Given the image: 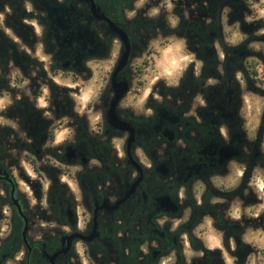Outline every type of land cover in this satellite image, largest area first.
Returning <instances> with one entry per match:
<instances>
[{
  "label": "rangeland",
  "instance_id": "374dc122",
  "mask_svg": "<svg viewBox=\"0 0 264 264\" xmlns=\"http://www.w3.org/2000/svg\"><path fill=\"white\" fill-rule=\"evenodd\" d=\"M0 1V33L9 42L16 38L12 28L7 26V19L16 28L20 24L21 10L13 11L17 4L22 6L25 14L21 17L22 23H33L38 33L40 28L32 21L35 14L37 18H75L77 23L74 28L77 27L82 38L93 37L103 42L99 35L102 30L96 29L95 22L102 19L98 18L101 17L100 10L94 0L93 10L88 0H33L34 8L29 0H24L23 3L22 0ZM164 4L163 0H136L133 4L134 12L128 15L134 18L131 21L133 30L155 35L147 53H142V49L130 53L128 46L126 60H129L130 65L140 68L136 79L142 90L137 94H128L122 103L123 108L149 116V120L142 123L147 127V139L143 141L147 144L145 155L150 166L146 172L136 167V177L126 192L127 194L135 185V189L126 198L131 211L135 209L134 196L131 195L138 189L135 203H140V206L136 213H141L144 208L150 213L147 217V239L139 245L135 243L137 247L132 252L122 246L117 252L107 253V260L101 254L100 262L95 261L93 250L89 246L78 245L76 249L79 264H134L138 253L139 259L147 258L143 264H264V0H222L221 3L213 0L216 15L206 17L205 23L200 25H205L208 29L193 32L188 29L190 20L181 18L179 23L172 15L171 3ZM146 6H149L147 11ZM184 14L187 16L186 12ZM199 31L201 36L210 37V53L207 57L210 61L207 63L199 59L191 49L190 36L199 34ZM50 33L52 43L55 36ZM70 35L72 36V32ZM118 49L111 50L109 57L105 53L88 56L91 58L85 56L81 61L83 70L80 72L58 68L60 76H53L52 83L64 89L68 101L73 104V111L86 118L88 130L97 129L94 125V119L100 114L97 99L107 84L110 66L117 58L120 61L126 52L121 51L119 54ZM51 51L52 49L46 48L44 52L37 47V61L42 60L43 64H48ZM64 51V56L69 57L72 53L67 50V54H64ZM9 61H5L8 65L5 66V71L8 73L3 76L0 84V113H4L5 129H10L13 124L6 117L13 111L14 69L13 63ZM201 74L205 78V84L211 87L208 93L202 90L196 93L192 112L194 108H202L204 119L194 120L190 117L186 121L180 117L182 129L177 131L178 126L175 127L177 132L174 148L170 152L162 149L160 152L163 157L156 154L155 146L160 143L168 144L173 138V132L168 130L172 125L169 120L176 118L177 114L167 106L169 101H175L168 91L183 82H188L189 85L192 83L191 76ZM175 91L177 93L184 90L179 87ZM193 96L194 93L191 98ZM147 100L149 103H162L164 111L160 109L158 114L150 117L151 110H146L144 105ZM186 100L187 97L184 98ZM65 128L63 125L55 130L56 142L65 138ZM160 130L164 131L163 135H159ZM232 134L237 142L231 139ZM55 145L54 143L53 146ZM233 145L241 153V158L229 159L225 167L215 170L211 175L206 174L204 179H186L187 175L205 173V166H215L213 153L216 149H236ZM101 155L102 152L91 150L80 156L81 167L86 166L81 174L80 186L84 192L93 196H104L112 183L109 178L114 182L113 175L119 174L114 168L108 172L97 169L96 161ZM10 156L14 159L11 165L13 174L19 181L21 191L28 196L30 207L36 204L39 208L46 209L47 205L55 212L58 211L55 209V190L49 188V183L56 180L74 191V198L62 197L64 211L69 206L73 208V199L77 200L79 197L74 168L63 166L54 153L34 156L15 150ZM26 156H31L35 164L25 160ZM138 156L144 164L147 163L141 154ZM87 159H93L89 165L83 163ZM57 175L59 179H56ZM148 176L153 178L150 180L151 184L146 185ZM155 197L162 201L168 199L176 210L168 211L160 207L155 212L152 207ZM101 206L107 208V205ZM81 211L80 208L78 212ZM14 212L20 216L19 229L12 234L10 240L1 245L8 248L7 254L0 246L2 259L8 260L3 262L0 259V264H18L14 261L15 257L20 256L25 246H29L30 237L36 239L53 230H64L63 226L56 225L54 221L37 219L38 223L32 225L29 237V221L21 202L14 207ZM87 218L86 215L77 219V229L84 226ZM13 221L9 211L0 208V243L9 238ZM136 221L138 222L134 219L130 226L136 227ZM118 222L121 221L118 219ZM142 232L139 228L135 231V236L139 237ZM116 233H120L117 237L121 240V230ZM117 256L126 259L117 263L112 260Z\"/></svg>",
  "mask_w": 264,
  "mask_h": 264
},
{
  "label": "flooded vegetation",
  "instance_id": "af4514ba",
  "mask_svg": "<svg viewBox=\"0 0 264 264\" xmlns=\"http://www.w3.org/2000/svg\"><path fill=\"white\" fill-rule=\"evenodd\" d=\"M57 1L61 2L60 0ZM94 1L96 7L100 10L99 14L101 17L98 18L102 19L95 22L97 26L94 25L96 29L102 30V32H99V35L103 42L97 41L93 37L82 38L78 33L77 27L74 28V25L77 23L75 18L57 17L55 19L45 16L37 18L35 14L34 19H30L40 28V32L38 33L34 29L33 23H22L21 17L25 14L22 6L18 4L16 5L17 7L13 8V11L21 10L19 26L17 28L14 27L10 19H7V26L11 27L14 31L16 40L9 42L0 33V84H2L3 76L8 73V71H5V66H8L5 64V61L10 60L9 62L13 63L14 69L13 111L6 115L7 119L13 123L10 129H5L4 113H0V119H3V122H0V208L7 209L14 221L11 223L9 238L4 239L0 243V246L10 240L12 234L19 229L18 217L20 216L15 214L14 207L20 202L25 208L24 214L29 221L28 236L32 225L36 222L38 223L37 219L54 221L56 225L59 224L64 228L62 232L53 230L50 234L41 235L39 238L36 237V239H32L29 236V246H25L20 256L15 257L14 261L18 264H79L80 261L76 248L78 245L84 247V244L93 250L95 261L98 262L99 260L100 262L101 256H104V259L107 260V253L111 251L117 252L122 246L128 248L129 252H132L137 247L134 245L135 243L139 245L147 239L146 235L149 229L147 227V217L150 213L145 208L141 209V213L140 211L136 213L140 206V203L136 205L138 195H135L138 193V189L131 195L132 197L134 196L133 206H135V209L133 211H131L132 208L130 209L129 202L126 200L119 208L111 209L119 200L124 198L126 192L129 190L128 186L131 185L133 179L136 177V167H140L146 172L150 166L145 155L147 144L143 141L147 139V127H144L143 123L147 119L149 120V116H144L143 113H135L131 109L122 107V103L128 94H137L142 90V87L140 89V82L136 79L140 68L130 65L129 60L121 63V60H118L119 58L111 64L107 84L103 87L104 90L99 93L97 99L100 114L99 117L94 119V125L97 127L96 130L94 128L92 130L87 129L86 118L73 111V104L68 101L64 89L52 83L54 81L53 76H60L58 75V68L62 70L82 71L81 61H83L85 56H95V54L99 56L105 53V56L109 57L111 50L119 48L118 52L120 54L121 51H126L128 46L130 47V53L135 52V50L139 52V49L143 50L142 53H147L151 49V47H148L153 39L152 37L155 35L148 32H136L133 30L131 22L134 18L132 16L128 17V15H132V12H134L133 4L136 0ZM163 2L165 3L164 5L171 3L172 15L176 20H179V23L181 18L190 20L188 29L192 32L200 29L207 30L208 27L200 25L205 23L206 17H214L217 12L213 0H163ZM221 2L222 0H219V3ZM9 4L14 6L11 1H9ZM29 4L33 8L35 7L33 0H29ZM148 8L149 6H146L145 11ZM184 12L187 13V16ZM64 19H67V22ZM145 24L148 23L146 22ZM71 32L72 36L70 35ZM49 33L55 36L53 39L54 43H51ZM194 34L190 36V40L192 39L190 42L191 49L199 59L207 63V61H210L207 58L210 53V37L201 36L200 31L199 34ZM37 47H40L44 52L46 48L52 49L50 52L51 59H49L48 64H43L42 60L37 61ZM67 50L72 52L69 57L62 55V51H64V54H67ZM214 60L216 61V59ZM191 77L192 83H189V85L187 84L188 82H183L178 84L176 88L168 91L169 96L172 95L175 101H169L167 106L177 114V117L170 118L169 120L172 125L168 130L173 132L172 140L168 141V144L165 145L160 143L154 148L156 149V154H160V156H162L160 152L162 149V151L166 149L167 152H170L174 148L175 133L178 129H182L180 117L186 121L190 117L191 119L194 118V120L204 119V115L201 112L202 108H194L193 112L192 108L194 100L197 97L196 93L201 90L208 93V89L211 86L205 84L203 74ZM218 77L222 78V76ZM188 78L189 76H187ZM121 83H125L127 89L116 102L114 110L110 115L109 110L116 94L120 91ZM179 87H182L184 91L176 93L175 90ZM43 93H46V96H43ZM193 93L194 96L191 98ZM185 97L188 100L184 101ZM205 97L206 94L204 99ZM149 102L147 100L144 105L146 110H151L150 117L154 116L155 113L158 114L159 112L157 111L160 109L164 111L162 103ZM63 125L66 127V136L60 142H56L55 130ZM175 127H177V131ZM161 134L163 135L164 131L161 132L160 130L159 135ZM231 139L236 140V137L232 134ZM54 143L56 144L55 146H53ZM233 146L236 147V145ZM210 148L212 152L213 146ZM15 150L34 154V156L42 153H54L55 158L60 163H63V166L74 168V180L78 187L77 192L79 197L77 200L73 199L75 201L73 208H69V206L68 210L64 211L62 197H73L74 191L56 180L49 183V188L55 190V202L57 203V208L55 209L58 211L56 210L57 212H55L54 209H51L47 205H45L46 209H41L36 204L30 207L28 196L21 191L19 181L13 174L11 165L14 159L11 158L10 153ZM91 150L102 152L100 159L96 161L98 170L108 172L111 168H114L119 173L118 175H113L114 182L109 178L112 183L105 191L104 196L102 194L100 196L88 194L80 186V182L82 181L81 174L86 170V166L81 167L80 156L83 152ZM220 151L216 149L213 153V156L215 155V166H205L207 168L205 169V173L193 176L187 175L186 179H204L206 174L211 175L215 170L225 167L229 162L227 160L219 163L221 159ZM230 151L235 154L232 158L239 159L242 157L237 147ZM138 154L142 155L147 162L146 164L139 160ZM28 157L26 156L24 159L29 161L30 164H35L34 159L31 156ZM92 160L87 159L83 163L89 165ZM151 178L153 177L148 176L146 185L151 184ZM56 179H59V175H57ZM177 180L179 181L178 177ZM62 183H64L63 180ZM153 201L152 207L155 212H158L160 207L168 211L171 208L159 197H155ZM102 204L107 205V208H102ZM80 208L82 211L78 212ZM95 210L97 213H94ZM86 215L88 218L84 226L80 230L77 229V219L81 216L86 217ZM118 219L121 222H118ZM134 219L138 220L135 224L137 225L136 227L130 226ZM139 228L143 232L142 235L136 237L135 231ZM117 230H121V240L117 237L120 236V233L117 235ZM1 249L7 254V247L1 246ZM2 255L0 250L1 261H8L7 259H2ZM137 256L134 264H143L145 260L147 261L146 257L139 259ZM109 257L111 258L112 256ZM116 258V260L114 258L112 260L117 261V263L119 260L126 259L125 257L119 258L118 256Z\"/></svg>",
  "mask_w": 264,
  "mask_h": 264
},
{
  "label": "water",
  "instance_id": "95a60500",
  "mask_svg": "<svg viewBox=\"0 0 264 264\" xmlns=\"http://www.w3.org/2000/svg\"><path fill=\"white\" fill-rule=\"evenodd\" d=\"M90 2V6H91V10L94 9V4L92 2V0H88ZM127 54H128V48L125 52V54L123 55L122 59H121V63H124L126 61V58H127ZM127 89V86L125 83H121L120 85V91L116 94V97L114 98L113 102H112V105H111V108L109 110V114L111 115L113 110H114V106L116 104V102L118 101V99L121 97V95L126 91ZM169 135V134H168ZM172 138V136L170 137ZM220 156H221V159H220V162L219 163H223L229 159H231L232 157H234V153L232 151H230L229 149L227 148H223L221 149L220 151ZM135 189V185L132 187V189L124 196L123 199L119 200L111 209H116L121 203H123L126 198H127V195L129 196L131 194V191H133ZM166 204H168L171 208L169 211H175L176 208L172 205V203L170 201H168V199H164L163 200ZM168 208V207H167Z\"/></svg>",
  "mask_w": 264,
  "mask_h": 264
},
{
  "label": "trees",
  "instance_id": "16d2710c",
  "mask_svg": "<svg viewBox=\"0 0 264 264\" xmlns=\"http://www.w3.org/2000/svg\"><path fill=\"white\" fill-rule=\"evenodd\" d=\"M226 78H229L227 75H226ZM164 251V250H163ZM162 251H160V253H161ZM160 253L158 252V254L160 255ZM162 254V253H161ZM209 260V259H208Z\"/></svg>",
  "mask_w": 264,
  "mask_h": 264
}]
</instances>
